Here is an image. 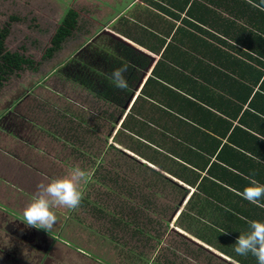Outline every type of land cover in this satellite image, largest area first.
Masks as SVG:
<instances>
[{"label":"rangeland","instance_id":"rangeland-1","mask_svg":"<svg viewBox=\"0 0 264 264\" xmlns=\"http://www.w3.org/2000/svg\"><path fill=\"white\" fill-rule=\"evenodd\" d=\"M71 5L72 0H0V27L10 26L5 48L33 61L0 89V264H237L194 238L200 227L186 215L184 194L170 177L127 157L162 154L117 129L108 134L118 109L93 96V89L104 94L107 88L80 65L90 62L85 54L81 61L83 43L111 48L102 38L104 27L77 19L78 32L50 59L43 57ZM97 66L104 72L100 60ZM81 76L93 87L85 88ZM74 165L91 177L81 185L84 202L75 210L54 208L58 222L49 233L26 226L23 210L37 185L66 176ZM184 205V214H174Z\"/></svg>","mask_w":264,"mask_h":264},{"label":"trees","instance_id":"trees-1","mask_svg":"<svg viewBox=\"0 0 264 264\" xmlns=\"http://www.w3.org/2000/svg\"><path fill=\"white\" fill-rule=\"evenodd\" d=\"M151 4L162 13L154 28L161 25L162 29L150 31V23L146 26L132 20V25L141 30L136 34L141 33L153 44L132 41L157 55L158 60L116 133L128 134L132 141L145 145L155 155L161 153L165 160L170 156L167 151L172 156H196L202 166L194 169L206 175L197 174L186 183L194 188L185 203L186 215L200 227L194 230V238L237 264H258L252 255L238 256L234 248L238 236L249 230L248 221H264V207L238 195L249 184L246 177L264 184V0H152ZM76 17L70 9L65 12L45 49V59L73 35ZM113 28L128 35L130 27L122 31L115 21ZM9 31V24L0 27V89L11 75L33 65L29 58L5 48ZM102 38L111 48L100 50L92 41L81 50V61L85 54L90 62L80 65L87 74L94 72L100 85L107 88L104 94L92 88L93 96L118 109V116L109 125L110 134L150 58L110 35ZM91 60H96L95 66ZM99 60L104 72L97 66ZM124 63L129 65L125 73L129 87L121 91L109 76ZM81 77L78 79L84 81L80 83L85 88L93 87ZM154 119L162 121L157 122L162 127L159 132L154 130ZM193 124L202 131L195 130ZM191 130L197 132L196 138L191 139ZM200 134L206 147L200 146ZM163 136L173 147L169 148ZM127 157L148 170L135 158ZM211 157L215 161L210 162ZM144 160L157 165L153 157ZM159 165L161 170L167 168ZM175 179L186 181L178 174ZM260 203L264 204V199Z\"/></svg>","mask_w":264,"mask_h":264},{"label":"clouds","instance_id":"clouds-1","mask_svg":"<svg viewBox=\"0 0 264 264\" xmlns=\"http://www.w3.org/2000/svg\"><path fill=\"white\" fill-rule=\"evenodd\" d=\"M104 31L113 34L107 29H104L102 32ZM111 37L118 39V37L116 38V36ZM118 40L123 43L126 42L120 38ZM130 44L133 46L132 48L136 49L138 52L142 54L145 53L141 49L137 48L134 44ZM144 55L150 58V64L144 72V76H141L140 80L145 78V74L150 69L153 61V58L150 55H148L147 53H145ZM128 68L129 65L127 63H124L120 67L113 69L109 76V79L111 80L114 87L120 89L121 91L127 90L129 87L128 81L125 76V73H127ZM148 77H146V79ZM138 96L139 94L137 95L133 92V94L128 98V100L132 98L128 105V108L124 109V112L119 116L122 117L120 121L118 120L119 117L117 118V128H114L113 130L119 128L121 122L125 118L126 114L130 110ZM127 101L125 102V104L127 103ZM85 110L87 109L85 108ZM153 122L155 127L158 126L157 120L154 119ZM130 157L136 159V157L134 156ZM139 162L145 165V163L141 161ZM160 175L164 176V174L162 173ZM90 178L91 177L89 172L83 170L79 165H74L73 167H71L69 173L66 176L57 179H52L48 183H39L36 187V192L32 196L31 202L23 210L22 221L28 227L43 229L49 233L58 222V217L53 211V209L56 207H63L68 210H75L79 208L84 198V193L81 190V185L87 184ZM246 179L249 180V184L243 189V191L239 192L238 195H240L242 199L248 201L253 205L264 207V204L260 203V201L264 199V184L259 183L252 177H246ZM170 180L174 184H179L172 178H170ZM248 224L249 230L246 233L240 234L238 236L235 242L234 251L238 256L242 257L252 255L256 258L258 264H264V221L250 220L248 221ZM189 241L192 242L191 240Z\"/></svg>","mask_w":264,"mask_h":264},{"label":"crops","instance_id":"crops-1","mask_svg":"<svg viewBox=\"0 0 264 264\" xmlns=\"http://www.w3.org/2000/svg\"><path fill=\"white\" fill-rule=\"evenodd\" d=\"M52 1H54V0H52ZM151 2H152V0H72L71 8H67V10L70 9L76 13V15H77L76 20L77 19L78 20H81V19L86 20L87 19L88 22H90V23H93V24L99 23L100 26L104 27V29L111 31L114 34V36H116V37H118V38H120V39H122L128 43L130 42V43L134 44L137 48L141 49L142 51H144L145 53L150 55L153 58V61H152L153 65L151 64L152 67L145 74L146 77H148V76H150L151 71L153 69V66L156 63V62H154L155 58L158 60V56L147 51L144 47L139 46L136 43H133L132 40L135 39V40H140L143 43H146V45L153 44V42L146 41L144 38H142L141 33L136 34V32H139V31L141 32L140 27L133 26L131 21L134 20L136 22H139L140 24L144 23L146 26H149L148 24L150 23L151 26H149L148 30L157 32L158 29H155L154 25L157 24L158 16H159V14L162 15V13L159 11L158 8H156L153 4H151ZM101 10L103 12H101ZM64 14H65V12H64ZM93 16H95V18H93ZM118 20H120L122 22L119 24ZM126 20H129V21H126ZM115 21L117 23V27L122 31L126 30L127 26L130 27L128 35H124L122 33H119L113 28V24L115 23ZM125 22H128V25H126ZM58 24L55 26L54 32H55ZM77 29H79L78 25L75 26L74 32H78ZM54 32H53V34H54ZM85 32H87V31H85ZM88 42H90V40L83 43L81 47H83ZM79 47H78V49H79ZM61 49L62 48H60V50ZM145 79L146 78H144V81H145ZM144 81L140 87L138 86L135 88V90L139 88L137 90V93H136L137 95L140 94L142 87H143V84H144ZM152 117H155V116L152 115ZM193 128L194 129L199 128L202 131V128L199 127V125H197V124L194 125ZM190 134H191V139H193V137L196 138L197 132L195 131L193 133V130H191ZM200 135H201V136H199L200 146L206 147V144L202 138V134H200ZM168 144H170L169 148L173 147V144L170 141L167 143V145ZM126 152L130 153L127 150H126ZM200 153L202 154V156H205V152H203V153L200 152ZM130 155H132V154L130 153ZM132 156L136 157V159H138L139 161L145 163V165L148 166V169H150V171L153 170V171L159 172L160 174L161 173L164 174L162 171L166 170V172L164 171L166 173L164 175H167L168 177L174 179L176 182L179 183V184H176L177 186H175V185L174 186L179 188L180 190H182V192L184 194L182 202H185V203L188 200V198L190 197L191 193H193V191H194V188L187 185V184H189L188 182H191L193 176H196L197 174L200 175L201 177L206 175V173L204 171H198V170L194 169V167H196V166H199V167L202 166V164H197L196 160L198 158L196 156H168L169 159H166V160L162 156H158L159 159H157L154 156H143L142 155L141 158H139L138 156H136L134 154ZM145 157L155 158V160L157 161V165H154L153 163H151L152 161H150V162L147 160L145 161L144 160ZM212 161H215L214 157L210 158V162H212ZM200 162L202 163V161H200ZM158 163L162 164L163 167H166V166H164V164L168 163L167 168L162 169V171H160L161 168L158 169V166H160ZM172 163L177 164L178 169ZM205 169H207V168H205ZM177 174L182 176V178L184 180L186 179V181H180L178 179H175V177L177 178ZM183 207L185 208V205ZM179 209H180V207L174 211V214L176 212V215H178V217L180 215L179 213H181L184 210L182 208V210L179 212ZM222 257H225V256L222 255Z\"/></svg>","mask_w":264,"mask_h":264},{"label":"water","instance_id":"water-1","mask_svg":"<svg viewBox=\"0 0 264 264\" xmlns=\"http://www.w3.org/2000/svg\"><path fill=\"white\" fill-rule=\"evenodd\" d=\"M103 33H105V34H108V35H111V36H114L113 34H111L110 32H106V31H104ZM117 38V37H116ZM119 39V38H118ZM125 44H127L128 46H131V47H133L130 43H127V42H124ZM142 52V51H141ZM144 53V52H143ZM145 54V53H144ZM131 99L132 98H130L128 101H127V103L125 104V106H124V109H127V107H128V105H129V103H130V101H131ZM120 118V117H119ZM119 118H118V120H119ZM117 120V121H118Z\"/></svg>","mask_w":264,"mask_h":264}]
</instances>
